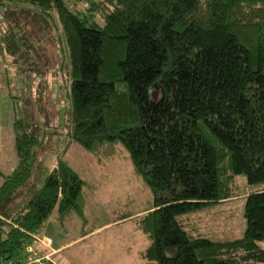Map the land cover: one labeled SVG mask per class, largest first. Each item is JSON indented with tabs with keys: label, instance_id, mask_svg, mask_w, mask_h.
Returning <instances> with one entry per match:
<instances>
[{
	"label": "trees",
	"instance_id": "16d2710c",
	"mask_svg": "<svg viewBox=\"0 0 264 264\" xmlns=\"http://www.w3.org/2000/svg\"><path fill=\"white\" fill-rule=\"evenodd\" d=\"M79 1L0 0V50L41 57V39L59 33L70 141L105 156L121 143L153 192L135 217L151 240L145 264L264 261V0ZM45 128L15 121L18 163L0 170V264L24 258L55 209L88 220L86 179L63 155L31 181ZM239 175L262 185L245 196L243 234L188 229L182 216L233 195Z\"/></svg>",
	"mask_w": 264,
	"mask_h": 264
},
{
	"label": "rangeland",
	"instance_id": "374dc122",
	"mask_svg": "<svg viewBox=\"0 0 264 264\" xmlns=\"http://www.w3.org/2000/svg\"><path fill=\"white\" fill-rule=\"evenodd\" d=\"M77 5L84 7L85 3L77 0ZM3 6L0 4V25H4ZM58 34L53 30L41 39V57L0 50V170L10 173L18 163L15 121L44 122L46 132L37 146L31 181L40 186L59 155L86 179L88 220L83 223L72 214L61 221L55 209L39 231L60 247L57 258L63 264H145L143 251L151 240L137 226L135 217L153 204V192L137 174L129 151L121 143L113 155L105 156L70 141V79ZM234 182L230 197L183 215L187 228L215 239L240 237L246 225L245 196L262 185L249 184L244 175Z\"/></svg>",
	"mask_w": 264,
	"mask_h": 264
},
{
	"label": "built area",
	"instance_id": "2783aa9c",
	"mask_svg": "<svg viewBox=\"0 0 264 264\" xmlns=\"http://www.w3.org/2000/svg\"><path fill=\"white\" fill-rule=\"evenodd\" d=\"M31 240L25 249V257L18 260L13 257L6 258L1 264H63L58 258L59 249L53 245V239L40 232H31ZM40 246V248H39Z\"/></svg>",
	"mask_w": 264,
	"mask_h": 264
},
{
	"label": "water",
	"instance_id": "95a60500",
	"mask_svg": "<svg viewBox=\"0 0 264 264\" xmlns=\"http://www.w3.org/2000/svg\"><path fill=\"white\" fill-rule=\"evenodd\" d=\"M11 200V198H8L2 205V208H5V206L8 204V202Z\"/></svg>",
	"mask_w": 264,
	"mask_h": 264
},
{
	"label": "crops",
	"instance_id": "0c3cea01",
	"mask_svg": "<svg viewBox=\"0 0 264 264\" xmlns=\"http://www.w3.org/2000/svg\"><path fill=\"white\" fill-rule=\"evenodd\" d=\"M56 163H57V162H56ZM55 165H56V164H55ZM45 224H46V223H45ZM44 226H45V225H44ZM44 226H43V227H44ZM43 227H42V228H43ZM53 245H54V240H53ZM54 246H55V245H54ZM55 247H56V246H55ZM39 248H40V246H39ZM57 248L60 250V247H57Z\"/></svg>",
	"mask_w": 264,
	"mask_h": 264
}]
</instances>
